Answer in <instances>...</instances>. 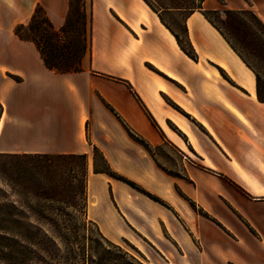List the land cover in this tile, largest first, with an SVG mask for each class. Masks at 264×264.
<instances>
[{
  "label": "crops",
  "instance_id": "crops-1",
  "mask_svg": "<svg viewBox=\"0 0 264 264\" xmlns=\"http://www.w3.org/2000/svg\"><path fill=\"white\" fill-rule=\"evenodd\" d=\"M69 4L0 0V152L86 154V218L146 264H264L254 72L198 10L165 11L182 13L192 58L144 0H84L86 49L60 73L14 29L40 7L59 32ZM202 7L249 9L264 24V0ZM93 146L135 185L94 172Z\"/></svg>",
  "mask_w": 264,
  "mask_h": 264
},
{
  "label": "trees",
  "instance_id": "trees-1",
  "mask_svg": "<svg viewBox=\"0 0 264 264\" xmlns=\"http://www.w3.org/2000/svg\"><path fill=\"white\" fill-rule=\"evenodd\" d=\"M144 1L154 11L160 12L158 15L162 23L174 34L182 50L192 58L196 56L190 42L188 40H182L169 27L162 18V13L168 10H181L187 14L194 10L200 11L219 31L242 61L254 72L257 98L259 101L264 102V78H262L260 72L264 70V24L252 10L204 9L202 7L203 0ZM83 4L84 0H70L64 25L59 32L53 30L49 20L40 7L35 9L32 18L27 24L17 25L14 32L20 39L31 41L35 44L44 64L48 68L60 73L78 70L80 59L86 49V15L83 10ZM39 12L42 15L35 21V17ZM80 20L82 25V40L75 64L61 66L51 62L47 55L49 54L53 58L57 56L50 42L52 37H58L60 32L75 27ZM23 29L29 30L32 34H37L38 38L23 34ZM66 55L68 56L69 53H66ZM1 112L2 105L0 104V116ZM97 156L103 161L102 167H98L96 163ZM87 166L88 160L86 154L0 152V181L8 187L9 193L28 196L45 203L61 202L65 204L63 208H53L51 205L46 204L47 209L44 210H24L13 203L0 202V240L29 242L39 238L40 235L46 237L45 233H41L38 228L25 221L31 215H43L46 220L52 222L63 216L72 217L74 216V211L80 212L86 217L85 188ZM92 169L94 172L106 173L109 176L135 185L130 180L114 172L96 146L92 148ZM1 193L2 197H6L8 194L4 191H1ZM149 196L158 200V198L151 194ZM69 207L72 210L68 211L66 209ZM92 224L94 225V223ZM110 244L114 243L110 242ZM134 250L137 253L135 248ZM143 258L142 254H109L104 258V261L103 258H100L92 262L93 264H146Z\"/></svg>",
  "mask_w": 264,
  "mask_h": 264
},
{
  "label": "rangeland",
  "instance_id": "rangeland-1",
  "mask_svg": "<svg viewBox=\"0 0 264 264\" xmlns=\"http://www.w3.org/2000/svg\"><path fill=\"white\" fill-rule=\"evenodd\" d=\"M37 13L35 21L41 17ZM162 18L169 27L176 32L182 40L184 30L182 25V13L174 14L170 12L162 13ZM23 34L32 35L38 38L37 34H32L29 30L23 29ZM81 20L75 27L60 32L58 37L50 40L53 51L57 55L53 58L47 55L48 59L58 65H73L81 48L82 40ZM85 43L86 35H85ZM66 53H69L67 56ZM264 78V70H261ZM98 167L103 166V161L96 157ZM1 191L7 192L6 197H2ZM0 202H9L24 210H44L47 205L51 207H65L64 203H45L37 201L28 196L9 193V189L0 181ZM72 210L70 207L66 208ZM74 216H63L53 222L46 220L43 215H31L26 222L38 228L46 237L41 236L29 242H11L0 240V264H93L92 261L107 257L109 254H135L131 244L120 242L110 244L98 232L97 228L83 216L80 212L74 211Z\"/></svg>",
  "mask_w": 264,
  "mask_h": 264
}]
</instances>
